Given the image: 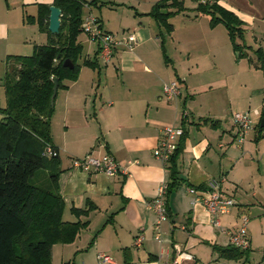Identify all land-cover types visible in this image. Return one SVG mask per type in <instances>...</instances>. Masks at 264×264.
Returning a JSON list of instances; mask_svg holds the SVG:
<instances>
[{
	"label": "crops",
	"instance_id": "crops-1",
	"mask_svg": "<svg viewBox=\"0 0 264 264\" xmlns=\"http://www.w3.org/2000/svg\"><path fill=\"white\" fill-rule=\"evenodd\" d=\"M148 1L149 10L136 11L135 19L127 30L123 29L121 33L116 31V35H121L120 37L128 33L136 35L138 44L133 50L119 46L109 62L100 55L99 69L83 65L77 80H67L66 87L58 89L52 118V135L62 160L63 172L59 178V186L66 203L64 219L77 221L78 217L72 209H84L88 201L93 202L97 208L89 216H81L82 220L89 219L90 224L81 230L74 242L53 245V264H99V253L110 255L113 259L110 264H171L175 258H179L180 264H198L201 250H212L214 245L231 244L229 231L239 227L242 213L249 209L237 201L235 212L232 210L229 214H221L219 219L224 229L222 231L212 223L210 214L202 203L192 202L188 187L198 188L211 179L219 180L224 194L237 200L238 184L229 179L236 164L225 172L220 160L217 175H214L215 169H211L208 164L216 139L214 133L207 130L210 126L219 128L224 125L225 115L213 109L205 110L203 106L200 109L196 106L190 108L187 98L183 104L180 100L183 90H187L195 99L198 94L208 92L212 88L210 85L215 82L188 84V80L180 76L177 67L173 76L167 71L170 65L163 67L153 60V40L160 42V48L161 40L159 32L156 36L153 35V18L146 14L156 2L153 4V0ZM11 2L8 14L14 16L17 10L15 17L17 16L18 22L11 26L7 24L9 34L3 37L6 41L5 51H15L14 47L29 41L34 45L47 43V34L41 32L37 24L27 23L25 19L27 15H37L39 3L51 6L54 5V0ZM102 2L107 3L102 8L107 6L113 9L118 6L112 0ZM222 5L234 11L244 21L245 27L259 26L264 30V0H223ZM92 8L85 7L84 17L93 15L98 19ZM100 18L99 23L103 29L114 33L110 23L103 17ZM3 26L4 23L0 22V29ZM12 26L16 31L14 39L10 37ZM35 31H38L37 35ZM82 34L80 40L84 49H88V58H92L94 55L91 53L95 54L99 44L89 37L83 39ZM208 49L211 54L214 52L212 46ZM9 55L12 54H8L7 58ZM200 66L196 62L197 70ZM214 66L216 67V62ZM174 80H178L181 94L168 100L163 88ZM221 83L222 86L226 84L225 80ZM185 112L187 116L184 117ZM206 118L215 120L216 126L206 122ZM183 125L188 130V136L185 148L178 158V168L184 181L180 185L182 188L179 186L169 195L170 215L157 227V215L149 204L159 193L160 187L169 182L170 171L155 157L154 150L164 127ZM193 128L204 136L200 139L193 137ZM223 136L224 134L220 136V141H223ZM235 137L237 136H233L227 143L233 144ZM218 146L225 147L222 142H218ZM226 152L223 155H227ZM107 154L115 156L125 172L111 177L102 172H86L73 167L75 159H82L87 155L103 157ZM39 174H42V183L49 186L47 171L38 172L33 180ZM111 215L114 218L107 223ZM233 215L234 219H240L239 223L236 222L237 225L233 224L236 226L227 219ZM260 222L264 237V217L260 218ZM158 232L162 234L161 241L156 238ZM138 236L142 237L140 244L136 242ZM250 241H253L251 235ZM262 247L263 255L264 245ZM151 255L158 258L149 260ZM258 264H264V261Z\"/></svg>",
	"mask_w": 264,
	"mask_h": 264
},
{
	"label": "trees",
	"instance_id": "trees-1",
	"mask_svg": "<svg viewBox=\"0 0 264 264\" xmlns=\"http://www.w3.org/2000/svg\"><path fill=\"white\" fill-rule=\"evenodd\" d=\"M104 4L107 3L102 0H54V5L62 10V22L60 32L53 34L49 31L50 5L39 3L37 15H27L25 20L37 24L39 30L47 34L48 42L35 44L34 52L30 55H9L7 58L12 64L4 79L6 106L0 109V264H53V245L74 242L81 230L90 224L89 219L82 220L81 216H89L97 208L93 202L88 201L86 208L72 209L78 217L77 221L64 220L66 203L59 186L63 172L62 160L59 154L49 156L46 150L48 147L56 149L52 135V118L55 114V104L52 103L54 78L59 79V89L65 88V81L78 79L83 65L100 68V44L94 57L85 58L82 64L79 63L84 51L80 35L84 32L82 23L85 7L102 8ZM185 10L182 0H158L146 13L161 27L158 36L168 65L173 64L166 47L167 36L174 31L170 19ZM197 10L199 14L210 17L212 28L223 24L238 58L249 57L250 63L264 75V48L254 50L255 59L249 56L250 47L240 42L245 40L244 21L234 11L220 1L199 2ZM97 20L100 22L101 18ZM67 59L73 62V67L65 66ZM263 120L264 110L256 125L259 130L256 141L264 137ZM205 121L216 126L215 120L206 118ZM187 136L188 130L184 128L179 147L168 166V216V197L184 181L178 168V158L185 148ZM42 170L49 173L50 182L46 188L32 183L33 178ZM113 216L107 223L113 220ZM213 249L219 253L220 258H245L246 261L251 251L250 247L241 249L232 244L214 245ZM157 258L151 255L149 260Z\"/></svg>",
	"mask_w": 264,
	"mask_h": 264
},
{
	"label": "rangeland",
	"instance_id": "rangeland-1",
	"mask_svg": "<svg viewBox=\"0 0 264 264\" xmlns=\"http://www.w3.org/2000/svg\"><path fill=\"white\" fill-rule=\"evenodd\" d=\"M11 1L0 0V22L4 23V26L0 29V109L6 106L4 79L12 64V61L8 62L6 60L7 55H30L34 52L32 41L26 44H19L13 48L15 51H7L9 53L5 51L6 41L3 37L9 34L7 24L9 23L11 26L18 22L16 21L17 16L15 17L17 10L14 16L8 14V6L9 4L12 5ZM112 1L118 5L116 8L112 9L107 6L103 8L93 7L92 12L94 15L103 17L106 22H109L115 34L121 33L123 29L127 30L135 19L136 11L141 12L150 8L148 0ZM157 1L153 0V4ZM182 1H184L186 10L170 19L174 25V31L167 37L166 46L168 55L173 59V64L169 66L170 68H167V71L174 76V73L177 72V67L180 76L187 79L188 84L215 82L210 85L212 88H209L208 92L198 94L195 99L189 95L187 90H183V96L180 101L183 104L184 99L187 98V104L190 108L191 106H196L200 109L203 106L205 110L213 109L218 111L219 114L225 115L224 125L219 128L210 126L207 130L212 131L216 139L211 151L212 161L208 159L207 162L211 169H215L214 175L218 173L220 160L224 164L222 168L225 172L230 171L236 164L230 172L229 179L236 181L238 184L236 202H241L249 208L242 213V216L249 217L248 235L253 238L247 261L245 258L241 260L220 258L216 250L209 248L207 251H200L198 264H258V262L262 261V246L264 245L260 222V218L264 217V205H261V203L264 204V137L259 141H256L255 138L259 134L256 125L261 120L264 110V75L260 69L250 63L249 57L238 58L237 53L233 50L228 31L223 24L213 29L210 27V17L208 15L201 14L202 16H197L199 14L197 10L199 0ZM152 21L153 35L156 36L161 27L154 19ZM13 27H11L10 37L14 39V32L16 31ZM244 28L246 29L245 40L240 42H244L250 47L248 49L249 56L255 59L254 50L260 46L264 48V30L259 26H244ZM34 33L37 35L38 31ZM257 36L258 39L256 40ZM32 37L35 40L37 39L33 34ZM85 37L88 38L86 33H83L82 38L84 39ZM93 46L94 48L96 47V45ZM211 46L214 48L212 54L208 49ZM137 51L139 52L140 49L138 48ZM87 52L88 49L86 47L79 63L82 64L84 59L88 58ZM91 55L93 56L94 53H91ZM151 57L163 67H167L160 48V42L156 39L153 40V54ZM196 62L201 65L199 70L196 69ZM215 62L216 67L214 66ZM223 80L226 82L225 86H222L221 82ZM96 84H98V79ZM238 112H248L253 120V128L245 133H242L236 124L232 125L234 123L233 115ZM1 119L2 114L0 112V121ZM192 134L193 137L195 136L199 139L204 136L203 133H198L196 128L192 129ZM223 134V141H220V136ZM235 135L237 137H235L234 143H227ZM218 142H222L225 147L220 148ZM225 151H227L228 157L223 155ZM32 183L46 188V185L42 183V174L32 180ZM231 185L235 187L234 183H231ZM181 186L180 188H182ZM232 210L235 212V208ZM227 219L232 225L240 222V219H234V215L228 216Z\"/></svg>",
	"mask_w": 264,
	"mask_h": 264
},
{
	"label": "built area",
	"instance_id": "built-area-1",
	"mask_svg": "<svg viewBox=\"0 0 264 264\" xmlns=\"http://www.w3.org/2000/svg\"><path fill=\"white\" fill-rule=\"evenodd\" d=\"M223 0H199L200 3H214ZM82 28L88 37L97 41L101 45V55L106 62L112 59L114 51L117 47L123 46L125 49L133 50L138 44V39L134 33H128L122 37L106 31L93 15L84 17ZM164 94L168 100L175 99L180 96L181 88L179 82L174 80L164 85ZM187 116L186 112L183 114ZM235 124L240 128L242 133L253 128V120L248 112H238L233 115ZM184 134L183 127L166 126L162 130V134L157 147L154 150L155 157L159 159L162 164L168 168L170 160L179 147V140ZM46 154L49 156H58V151L52 147H48ZM73 167L86 172H102L108 176H117L125 169L120 165L115 156L111 154L103 157H95L87 155L82 159H75ZM168 190V182H165L161 187L157 196L149 206L155 211L157 215V227H160L163 221L168 219V211L166 207V194ZM188 193L192 196L193 204L202 203L210 214L212 223L222 229L219 216L221 214H229L236 206V200L224 194L221 182L216 179L209 180L203 188L188 187ZM250 219L248 216H242L241 224L235 230L229 231L230 242L232 245L241 249L250 247L251 241L248 235V225ZM156 238L161 241L162 234L158 232ZM142 237L138 236L137 244H140ZM99 264L113 263V259L106 253H99L97 255ZM171 264H180L179 258H175Z\"/></svg>",
	"mask_w": 264,
	"mask_h": 264
},
{
	"label": "water",
	"instance_id": "water-1",
	"mask_svg": "<svg viewBox=\"0 0 264 264\" xmlns=\"http://www.w3.org/2000/svg\"><path fill=\"white\" fill-rule=\"evenodd\" d=\"M62 10L61 8L51 5L50 6V15H49V31L53 34H57L60 32L61 22H62ZM65 66L73 67L74 64L70 59L65 61ZM55 86H54V93L52 96V103L55 104V98L57 96V92L59 89V79L54 78ZM262 126H264V120L262 121Z\"/></svg>",
	"mask_w": 264,
	"mask_h": 264
}]
</instances>
